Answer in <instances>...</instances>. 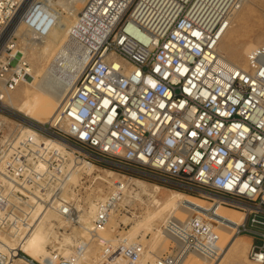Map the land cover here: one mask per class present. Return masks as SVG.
<instances>
[{
    "label": "built area",
    "instance_id": "1",
    "mask_svg": "<svg viewBox=\"0 0 264 264\" xmlns=\"http://www.w3.org/2000/svg\"><path fill=\"white\" fill-rule=\"evenodd\" d=\"M54 1L0 0V35L20 14L28 32L45 37L61 10ZM137 1L92 55L50 123L25 126L4 116L6 94L28 74L15 35L3 45L0 238L35 221L37 203L70 228L82 226L85 211L89 229L104 225L115 211H131L145 195L132 181L147 176L252 207L233 234L261 238L262 244L251 243L248 257L264 264V220L258 217L264 213V46L248 51L245 67L225 61L217 50L245 0ZM22 127L30 132L19 138ZM70 158L101 171L115 168L119 176L102 182L104 191L86 174L71 182ZM77 201L83 210L75 208ZM212 230L200 216L174 225L171 235L182 247L170 241L174 246L154 264H176L190 250L207 252ZM56 231L45 246L48 259L33 260L21 250L14 258L27 264H75L82 243L72 238L71 253L63 254V232ZM141 249L108 242L96 264H133ZM12 261L0 251V264Z\"/></svg>",
    "mask_w": 264,
    "mask_h": 264
},
{
    "label": "bare ground",
    "instance_id": "2",
    "mask_svg": "<svg viewBox=\"0 0 264 264\" xmlns=\"http://www.w3.org/2000/svg\"><path fill=\"white\" fill-rule=\"evenodd\" d=\"M133 1L134 0H55L53 4L61 8L62 12L66 11L68 14L70 13L73 15L74 21L71 22L67 19H62L60 17L62 12H59L55 25L49 33L45 37L38 39L40 41L39 43L34 40L29 44L31 55L34 56L36 53L40 52V54L44 55L45 64L41 65L33 72L30 69H26L28 75L23 79L22 83H25L28 87L24 89L21 97L13 94V92L22 83L13 91L6 94L2 102V109L6 113L20 115L28 119L29 122H25V126L35 124V122L38 124L50 123L61 107L63 100L70 95L74 83L88 66L92 55L99 50L101 43L111 34L118 21L126 13ZM247 3L248 0H245L244 4ZM137 4L138 1L136 0L134 6L136 7ZM19 24H21L20 14H17L0 35V51L11 35H15ZM30 36L37 40L31 33ZM254 47L255 44L251 43L242 44L239 47H225L222 50L225 56H222L219 50L218 54L225 61L229 62V60H232L234 62L233 64H235L238 60H244L248 53L247 51H250ZM20 53L24 56L23 51ZM18 56H20V54ZM242 66L245 67V65ZM28 132L30 131H28L26 127H22L19 129L17 136L20 135L19 138H21ZM55 144L59 146L57 142H55ZM67 168L73 169L72 177L78 179L81 174L93 175V179L99 181L96 183L97 190H102V186H104L103 183L99 187V183L106 182L110 184L112 182L110 178L119 176L118 173L111 169L102 173L101 169H98V167L92 164L78 163L71 158L69 159ZM145 181L135 178L132 184H135L139 188L138 191L141 192V194L144 193L151 198V205H155L154 211L146 215L148 219L146 225L151 226L150 221L153 215L160 219L164 213H167L163 219V225H165V227L161 231L158 230L155 234L154 245H159V240L166 236L168 233L167 230L171 231V227L180 225L193 216L205 218L213 227L211 237L206 243L208 248L207 252L197 250L187 251L177 260L176 264H214L218 256L222 253L223 259L242 254L243 261L242 263L239 262V264H261L256 260L251 261L249 257V259L245 257L244 252L245 247H247L246 237H242L238 240L232 238L237 226L244 223L246 214L250 209H253L252 207L231 202L219 196L202 191H199L198 195L211 199L215 198L214 200H217L223 205L212 202L207 198L202 199L201 197H197L183 190H170L166 198L160 202L156 199L154 192L149 193L146 191L148 183ZM151 186L154 191L162 188L159 184H152ZM135 193L136 196H138L137 191H135ZM133 197L135 198V195L131 198ZM88 205L90 208L89 213H92L94 209L93 204L90 202ZM224 205L239 210H233ZM75 208L83 210L84 207L77 201L75 203ZM47 212L51 213V215ZM50 216L55 218L52 212H44L42 205L37 203L32 209L31 215V218H37L35 221L29 220L26 223L20 224L21 226L18 229L10 232L8 238H0V251L8 255L9 262L12 260H22L20 257L14 258L16 254L15 250L25 252L33 260L48 259V253L43 246L49 241L51 235L57 232V226L51 223L52 220L50 222ZM83 216V222L85 224L75 231L74 235L71 237L79 239L80 241L83 238L85 239L88 235L87 231L89 230L88 221H90V216L87 214V211H85ZM58 223L64 224V221L63 223L58 221ZM146 225L139 224V226L144 227ZM137 226V222L136 224L133 223L128 229L127 235L123 237L120 236L119 239H117L120 241V245L127 246L134 244L131 238L135 235ZM97 228L98 227H95L93 229L95 230V235H93V237H97L100 242H105L106 244L113 241L114 236H108L107 238V236L101 234L102 232H97ZM173 238L175 239V241H173L174 239L172 240L175 246L180 249L182 243L174 236ZM241 240L244 241L241 242ZM72 241L73 240L70 239V242ZM175 242H177L178 245ZM142 261L143 260H140V263ZM22 262L27 264L23 260Z\"/></svg>",
    "mask_w": 264,
    "mask_h": 264
},
{
    "label": "rangeland",
    "instance_id": "3",
    "mask_svg": "<svg viewBox=\"0 0 264 264\" xmlns=\"http://www.w3.org/2000/svg\"><path fill=\"white\" fill-rule=\"evenodd\" d=\"M250 1H251V3H250ZM135 4H136V0L133 1V3L131 4V6L129 8H131V10H133L135 7L134 6ZM129 8H128V11H129ZM59 12L61 13L62 10H59ZM67 14L68 13L66 11H63L61 13L60 17L62 19L63 18L67 19L68 21H71V22L74 21V16L71 15L70 13L68 15ZM72 18H73V20H72ZM34 40L38 43L40 42L38 39L36 40V39L31 38L30 32H28L22 24H19V27L15 33V37L13 38V42H14L16 47H18L21 51L24 52V58H25V61L27 64V69L28 70L30 69L32 72L35 69H38L41 65L45 64L44 55L40 54V52L36 53L34 56H32L30 53L29 44ZM25 41H26V44H25ZM41 41H43V40H41ZM246 43L255 44V47L264 46V0H261V1L260 0H253V2H252V0H248V3L244 4L233 15L231 22H230V26L224 32V34L222 35V37L219 41L217 50L220 51V54L222 56H225L222 53L223 48H225V47H239L240 45L246 44ZM229 62L234 63L232 60H229ZM235 64H237L239 66L245 65V59L244 60H238ZM26 87H28V86L25 83H22L16 90H14L13 94L21 97L22 93ZM4 116L8 117L9 119L19 121L18 119L14 118L10 115L4 114ZM20 122L23 123V121H20ZM35 124H38V123L35 122ZM114 169L115 168H111L112 171L116 170V169L115 170ZM101 172L104 173V171H101ZM98 174H100V173H98ZM92 178H93V175L88 177L90 182H91ZM137 179H140L143 181L146 180L145 182L148 183V185L146 186V191L149 193L154 192L156 199H158L160 202H162L166 198V196L170 193V190H183V191L190 193L192 195H195L197 197H201L202 199L207 198L205 196L198 195L199 190L183 189L181 187L171 186V185L165 184L161 181H158L152 177L140 176ZM77 180H78V178L72 177L71 182L75 183ZM98 182L99 181H95L93 183V186L95 187L96 183H98ZM101 184H103V183H99L98 186L100 187ZM152 184H154V185L159 184V186L162 188H160L157 191H154V189L151 186ZM101 191H104V189ZM206 196H208V195H206ZM150 199L151 198H149V196H146V195L142 196V198L140 197L136 202L132 203L131 211L129 213H126L124 211H115L114 214H112V216L109 218V220L104 225L97 226L98 227L97 232L98 231L102 232L101 234H104L105 236H107V238H108V236L109 237L114 236V239L115 238L116 239H115V241L113 239L114 242L113 241L112 242L113 243L118 242L117 244L120 245V241L117 239H119L120 236L123 237V236L127 235L128 229L131 227V225L133 223L136 224V222H137V225H138L137 230L135 232V235H133V237L131 238V240H132V242H134V244H139L140 246H142L143 249H141L137 259L134 260L133 264H154V261L156 258L161 257L164 254H167L171 250V247L174 246L173 243L170 242L174 239L170 233L171 232L170 230H167L168 233L166 234V236H164L161 240H159V245L153 244L154 239H155L154 237H155V234L157 233V231L158 230L161 231L164 229L165 225H163V219L165 218L167 213H164L160 219H158L155 215H153L151 217V221H150L151 226L146 225L147 220H148L146 215H148V213L154 211V209H155V205H153V204L151 205ZM207 199H209L212 202L221 204L217 200H214L215 198L214 199L207 198ZM149 205H151V206H149ZM221 205H223V204H221ZM224 206L229 207L230 209H233V210H239V209L233 208L231 206H227V205H224ZM48 214L51 215V213H48ZM258 217L260 219L264 220V213H262V212L259 213ZM49 219H50V222L52 220V222H51L52 224L57 226L56 230H57V228H59L60 231L63 232L61 234V235H63V250H65V251H63V254L71 253V250L73 249V241L70 242V239L72 240L71 237L74 235L75 231H77L78 229L81 228V226L79 228H70L65 223L59 224L58 222H55V220H53L54 219L53 216H50ZM84 224L85 223L83 222L82 225H84ZM88 224H89L88 228H90L92 225L91 222L88 221ZM139 224H144L146 226L145 227L139 226ZM247 226H249V222L247 223ZM254 228H256L259 231L260 230L263 231L262 226H255ZM93 229L94 228H91V230L89 229L90 231L89 230L87 231L88 235L85 237L86 241H89L88 245H87V242L85 243L84 241H82V240H85L84 238L81 239L80 242L82 243L81 244V250L82 251L79 253L78 259H77L75 264H96L98 262L99 250H100L101 246L106 244V243L100 242V240L97 239V237L95 238V236L93 237V235H95V233L91 232V231H93ZM54 235L55 234H53L51 236H54ZM245 235H248V234L234 235V236H232V238L238 240L242 237H245ZM50 238H49V241H50ZM90 238H91V240H90ZM254 240H255L254 244H262L261 238L257 237V239H254ZM49 241L47 243H45L43 246V248L45 250H46L45 246H47ZM173 241H175V239ZM243 241L244 240H241V242H243ZM175 243L177 244V242H175ZM246 243H247V247H245L244 255L246 258H248V252H249V249L251 246L250 239H246ZM64 247H65V249H64ZM46 252H47V250H46ZM22 253L26 254L25 252H22ZM220 255H219L220 257L218 256V258L216 259L214 264H239V262L242 263V261H243L242 254H239L238 256H235L232 258L230 257L228 259L222 258L223 253ZM140 260H143V261L140 263ZM12 264H24V263L22 262V260H13Z\"/></svg>",
    "mask_w": 264,
    "mask_h": 264
},
{
    "label": "water",
    "instance_id": "4",
    "mask_svg": "<svg viewBox=\"0 0 264 264\" xmlns=\"http://www.w3.org/2000/svg\"><path fill=\"white\" fill-rule=\"evenodd\" d=\"M6 114H8V115H10V116H12V117H14V118H16V119H18V120H21V121H23V122H29V120L26 119V118H24L23 116H20V115H14V114H9V113H6ZM34 125H36V124H34Z\"/></svg>",
    "mask_w": 264,
    "mask_h": 264
},
{
    "label": "crops",
    "instance_id": "5",
    "mask_svg": "<svg viewBox=\"0 0 264 264\" xmlns=\"http://www.w3.org/2000/svg\"><path fill=\"white\" fill-rule=\"evenodd\" d=\"M245 237L247 238V239H250V241H251V243H254V239H252L249 235H245Z\"/></svg>",
    "mask_w": 264,
    "mask_h": 264
}]
</instances>
